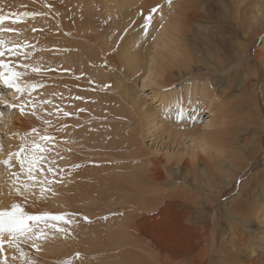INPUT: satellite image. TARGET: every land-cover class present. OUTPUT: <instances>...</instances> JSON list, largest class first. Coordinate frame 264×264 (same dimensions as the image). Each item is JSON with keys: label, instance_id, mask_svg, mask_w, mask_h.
Returning a JSON list of instances; mask_svg holds the SVG:
<instances>
[{"label": "bare ground", "instance_id": "bare-ground-1", "mask_svg": "<svg viewBox=\"0 0 264 264\" xmlns=\"http://www.w3.org/2000/svg\"><path fill=\"white\" fill-rule=\"evenodd\" d=\"M44 2L53 5L46 20L29 19L16 25L5 21V26L25 30L23 35L32 43H36L33 37H38V47L71 49L58 54L37 52L34 59L43 56L45 62L72 67L76 74L83 69L95 81L91 87L110 85L85 92L75 84L89 87L86 79L64 76L55 80L59 86L50 82L44 89L47 93L63 91L67 96L69 92L63 88L67 83L73 94L88 98L87 103H72L88 111L81 113L79 120L68 118L69 125L82 127L68 129L77 144L69 145L72 153H62L68 159L59 161L61 166H84L72 169L65 184L57 186V195H49L39 207L53 212L72 210L89 217V221L79 217L67 237L55 235L43 243L40 256L45 264H56L77 251L82 259L76 264H264V232H256L260 226L255 228L260 223L257 214L264 207V202L257 200L261 195L257 192L259 196L247 199L230 189L246 171L240 174L244 164L253 167L264 149V127L258 128L264 119V61L258 49V42L264 41V0H172L171 10L165 7L164 19L157 17L146 40H140L138 30L130 29L126 42H120V36L125 35L123 29L130 20L139 22V8L146 10L161 0H2L0 7L5 12L47 11L42 8ZM76 6H84V12ZM215 10L225 13V20L231 19H223V28L233 35L217 29V22L209 16ZM100 12L103 15L98 18ZM109 15L115 18L111 27L100 22ZM31 26L45 27L47 34H33ZM217 32L223 40L228 37V42L220 41ZM110 37L121 44H112ZM220 54L226 63L222 61L221 71L228 75L210 79L200 74L204 67L196 65L203 60L207 64ZM139 74L142 83L147 80L148 85H154L158 80L166 88L153 95L164 114L170 100L182 99L192 115L205 111L209 119L197 127L187 119L177 122L173 108L158 121L153 109L143 106L141 97H134L136 92L121 88V76ZM174 76L186 83L169 88ZM17 113L3 123L14 125ZM93 116L97 119H91ZM153 127L168 145L171 143L170 149L168 145L164 151L142 145ZM182 138L189 143L185 145ZM17 143L9 140L7 144ZM234 177L236 183L232 184ZM255 185L264 197V182ZM7 191V184L0 181V205H8L12 199ZM6 253L11 259V250Z\"/></svg>", "mask_w": 264, "mask_h": 264}, {"label": "snow or ice", "instance_id": "snow-or-ice-1", "mask_svg": "<svg viewBox=\"0 0 264 264\" xmlns=\"http://www.w3.org/2000/svg\"><path fill=\"white\" fill-rule=\"evenodd\" d=\"M171 5L172 0H161L160 3L146 10L140 7L137 11L139 22L136 19L130 20L123 33L129 34L130 29L133 32L138 30L140 40H146L154 24L157 23V17L162 21L165 7L171 10ZM21 7L27 9L28 6L21 5ZM42 8L47 11L34 9L5 12L3 7H0V86L4 89L0 90V123L4 120L5 109L8 110L9 117L12 112L18 110L22 118H31L33 121L24 131H12L11 139H18L19 142L8 144L7 147L3 137L8 134L5 131L8 125L4 124L0 127V181L7 184V195L12 198L8 205H0V264H16V261L20 264H45L43 257L40 256L44 250V242L55 235L65 237L70 235L72 226L79 223L78 218L81 216L84 221H89L87 215L76 211L53 212L39 207V203L45 202L49 195H57V186L65 184L72 169L84 166L80 163L61 166L59 161L68 159V156L62 153H72L73 148L69 145L77 144V141L71 139L68 129L71 127L75 130L82 127L81 124L69 125L68 118L75 117L79 120L81 113L88 111L87 108L76 107L72 103L73 101L87 103L88 98L73 94L69 84H63V88L69 92L67 96L63 91L47 93L44 89L50 86V82L54 86H59L55 85V80L64 76L75 81L86 79L89 87L75 84V88L85 92H94L97 88L104 90L110 85L91 87L95 81L88 77L83 69L76 74L74 68L53 65L51 61L45 62L43 56L34 59V54L37 52L51 51L53 54H58L71 49H62L59 46L38 47V37L34 36L36 43H32L23 35L25 30L5 26V21L16 25L25 23L29 19L33 22L38 18L46 20L53 5L44 2ZM55 15L58 16L59 13ZM110 19L109 15L103 23H108ZM160 27H163V24H160ZM30 31L33 34H47L45 27L31 26ZM123 39L124 35H121L120 40ZM152 39L155 40V37L153 36ZM104 63L106 65L107 61ZM5 90L11 92L10 97ZM188 103L190 105L191 100ZM173 108L177 122L186 119L196 121L197 117L185 108L182 99L170 100L165 110L170 111ZM91 119L97 117L93 116ZM88 122L91 123V120ZM6 249L11 250V259ZM81 259L82 254L77 251L73 256L65 257L56 264H76Z\"/></svg>", "mask_w": 264, "mask_h": 264}, {"label": "rangeland", "instance_id": "rangeland-1", "mask_svg": "<svg viewBox=\"0 0 264 264\" xmlns=\"http://www.w3.org/2000/svg\"><path fill=\"white\" fill-rule=\"evenodd\" d=\"M74 3V2H73ZM75 4V3H74ZM72 9H74L73 7H71ZM76 10H78L79 12H81L82 11V13L84 12L83 11V9H84V6L83 7H77L76 6ZM219 10H215V12L213 11L212 12V14L210 15L209 14V16H211L212 17V20L213 21H215V22H217V26H218V28L217 29H220L219 31H220V33L222 34V33H225V31H226V36H228V32H230L232 35H233V33L230 31V29H226V28H223L226 24H223V22H224V15H225V13H221L222 11L220 10L219 12H218ZM221 13V14H220ZM80 14V13H79ZM101 15H103V13L102 12H100L98 15H97V17L98 18H100V16ZM115 18H113V17H111V19L108 21V23H106V24H109L108 25V27L110 26H112V22H113V20H114ZM224 19V20H223ZM106 20V19H105ZM222 20V21H221ZM231 20V19H230ZM229 19H226L225 21H230ZM101 22V24L103 23V21H100ZM225 23V22H224ZM221 24V25H220ZM216 26V27H217ZM230 26H232V25H230ZM221 28H223V29H221ZM224 30V31H223ZM228 31V32H227ZM218 34H219V37H218V34H217V37H218V39L220 40V41H226V42H228L227 41V39H228V37H225L224 38V40L222 39L223 37H221L220 38V33L219 32H217ZM114 36V35H113ZM125 37H124V39L123 40H120V42H126V40L128 41V38H126L127 37V35L125 34L124 35ZM112 37V36H111ZM110 37V40L112 39ZM114 38V37H113ZM113 40V42H112V44L113 43H119V44H121L120 42H119V39L117 40L116 38H114V39H112ZM210 42L212 43L213 42V39H210ZM226 42H224V43H226ZM259 43V45H258V49L260 50V53H262V58H260V60L261 61H264V41H261V42H258ZM220 47V46H219ZM261 49H260V48ZM114 53V52H113ZM112 53V54H113ZM143 53V52H142ZM221 55V57L220 56H218V57H215V60H214V56H212V58H210V60H209V62H207V64H206V61L205 60H203L202 62H203V64L200 62L199 64H197L196 65V67L198 66V68H200L202 65V67H204L203 68V70L201 69L200 70V74H202V75H205V76H210V79H213V78H217V76H222V77H224V76H226V75H228L226 72H222L221 70V68H223L224 67V65L226 64L225 63V61L223 60L224 58H223V56H222V54H220ZM218 60H217V59ZM217 60V61H216ZM221 61V62H219V63H217L218 61ZM214 61H216V62H214ZM222 61H223V63H225V64H222ZM201 64V66H199ZM205 64V65H204ZM209 65V66H208ZM194 68V67H193ZM206 69H209V70H206ZM173 70H175V69H173ZM212 70V71H211ZM211 73H214V76H212L213 74H211ZM230 71V70H229ZM202 72V73H201ZM222 72V73H221ZM205 73V74H204ZM215 73H217V74H215ZM221 74V75H220ZM264 74V73H263ZM173 75H174V73H173ZM140 76V77H139ZM136 77H138V79L136 78ZM121 78H123V82H122V85H121V88L122 89H124V87H125V90H128V91H130L131 93H134L135 94V92L137 93V94H135L134 95V97L135 98H137V99H141V102L143 103V106H148L149 108H151V110L153 109V112H154V115L156 116V119L159 121L164 115H168V113H170V112H172L174 109H172V110H170V111H166V113L164 114L163 112H164V110H162L161 109V105H158V101H155L154 100V96L153 95H156V93L157 92H161V90H163V88H164V86H161V82L160 81H158L157 80V82L158 83H154V85H153V83L151 84V85H148V84H150L149 82H147L146 83V81H144L146 84H144V86H143V83H142V77H141V74H139L138 76H135V77H127V75H123V76H121ZM127 79V81H128V83L130 82V84H127V82L125 81V79ZM132 78H135V80L134 79H132ZM132 79V82L131 81H129V80H131ZM174 79V80H173ZM261 79H263L264 80V78H262L261 77ZM263 80L261 81V87H262V89H263V91H264V83H263ZM135 82V83H134ZM172 82L174 83V84H171V86H169V88H173V87H182L185 83H186V81L183 79V78H181V79H178V78H176L175 76L172 78ZM126 83V84H125ZM132 83V84H131ZM135 84H136V86H135ZM155 84H157V85H159L158 87H156L155 89H154V87L153 86H155ZM135 86V89H134V87L133 86ZM153 85V86H152ZM156 85V86H157ZM130 86V87H129ZM173 86V87H172ZM128 87V88H127ZM163 87V88H162ZM133 88V89H132ZM158 88H160V90L158 91ZM162 88V89H161ZM152 89V90H151ZM165 90H166V88H164ZM0 90H4L3 88H2V86H0ZM133 90H135V91H133ZM154 90H157L156 92L154 91ZM6 91V94L10 97V94H9V92L7 91V90H5ZM152 91H154V94H153V92ZM164 91V90H163ZM158 94V93H157ZM141 95V96H140ZM139 96V97H138ZM147 96H148V98H147ZM141 97V98H140ZM147 98V99H146ZM150 103H149V102ZM144 103H145V105H144ZM148 103V104H147ZM152 104V105H151ZM262 104V103H261ZM263 104H264V100H263ZM150 105V106H149ZM184 106H186L185 105V103H184ZM263 108V106L261 107V109ZM156 109V111H154ZM161 109V110H160ZM188 111H190V109H187ZM5 111V117H4V119H8L9 118V113H8V110H4ZM17 111V110H16ZM159 111V112H158ZM262 111V110H261ZM162 112V114H161V116H160V113ZM263 112V111H262ZM261 112V113H262ZM208 113V112H207ZM207 113H205V111H202V112H200V113H198V114H196L195 116L197 117V119H196V121L195 122H192V123H194L193 125L195 126V127H197V126H199L200 124H202V123H204V122H206L209 118H207L206 119V117L208 116V114ZM18 114V113H17ZM11 115H15V111L14 112H12V114ZM163 115V116H162ZM260 115V114H259ZM187 121V120H186ZM189 121V120H188ZM31 122H32V120H31V118H29V119H24V118H22L21 116H20V114H18V119H14V125H9L7 122H5V123H0V127H3V125L4 124H7L8 125V128L7 129H5V131L8 133L6 136H4L3 137V139H4V144H5V146L6 145H8L7 143H9V140H10V142L12 143L13 141H15V142H17L18 141V139L17 140H12L11 139V132L12 131H24V128L26 127V126H28V125H30L31 124ZM261 123H260V125H259V127L258 128H260V130H262L263 129V127H264V119L262 118L261 119V121H260ZM28 124V125H27ZM22 128V129H21ZM155 127H153V128H151V134H149L145 139H144V141H142V145L143 146H145V147H148V149H151V150H155V147L157 148L158 147V149L160 148V149H163V150H161V151H164V150H166V148L168 147L169 149L171 148V143H169V145H168V141L167 140H165L166 138H165V136L163 135V134H159V131H157L156 129H154ZM258 128H257V130H258ZM190 130V129H189ZM189 130H186V132H189ZM264 130V129H263ZM157 131V132H156ZM154 132H156V133H154ZM259 132H262V131H259ZM154 133V134H153ZM160 135H162L163 136V138L160 136ZM8 136V137H7ZM164 139V140H163ZM182 139H184L183 140V143L185 144V145H187L188 143H189V141H187V139H185V138H182ZM163 141V142H162ZM19 142V141H18ZM166 144H165V143ZM168 145V146H167ZM162 146V147H161ZM175 146V145H174ZM175 151H176V148L174 149ZM264 153V149H263V151H262V154ZM262 154H260L259 155V157L254 161V163H253V167H252V165H251V167L250 166H248V165H246V164H248V163H245V161H244V166H245V168L244 167H242L241 168V172L240 171H238V173L240 172V174L243 172V169H244V171L246 170H248V167H249V172L247 173L246 171L245 172H243L244 174L245 173H247V174H245L244 176H242L243 175V173L241 174V176H240V178H237V179H239V182H234L235 181V179H236V177H234L233 178V182H232V184H234V183H236L235 185H230L231 187H230V189L231 188H233V190L232 191H234L233 193H240V195L242 194L245 198H247V199H251V195H252V198L253 197H257V196H259V195H261V196H259V198H257V200L258 201H263L264 202V200H262V199H264V197H263V195H262V193H259V191L257 190V189H259L258 187H257V185H255V183H257L258 181H262V182H264V178H263V173H264V154H263V156H261ZM263 159H262V158ZM260 160V161H259ZM262 162V163H261ZM260 163V164H259ZM258 164H259V166L261 167H259L258 166ZM263 164V165H262ZM255 165H256V167H255ZM247 168V169H246ZM253 168H255L254 170H253ZM261 170V171H259V169ZM251 170H252V172H251ZM257 172V174H258V176H256L255 178H254V176H255V174H254V172ZM259 171V172H258ZM253 173L254 174V176H253V174L251 175V173ZM256 174V175H257ZM239 175V174H238ZM247 175H250L249 177V181H246V177H247ZM253 176V177H252ZM260 176H261V178H260ZM238 177V176H237ZM241 177H242V179H241ZM244 177V178H243ZM257 177H259V178H257ZM257 178V180H255ZM244 179V180H243ZM252 179V180H251ZM250 180H251V183H250ZM237 181V180H236ZM245 183V184H242V183ZM246 182H248V185L246 184ZM238 183H239V186L240 185H242V187L240 188H238ZM250 183V184H249ZM254 183V184H253ZM244 185V186H243ZM245 185H247V186H245ZM251 185V186H250ZM233 186H237V187H235V189L237 190H235L234 189V187ZM250 186V188L251 189H249L248 187ZM256 186V187H255ZM245 189H244V188ZM253 187V188H252ZM254 188H256V189H254ZM241 189V191L240 192H238V190H240ZM246 190H248L247 192H246ZM250 190V191H249ZM252 190V191H251ZM236 191V192H235ZM242 191H244V192H242ZM179 192H181L180 190H179ZM253 192V193H252ZM257 192H258V194H257ZM245 193V194H244ZM249 193V194H248ZM255 194V195H254ZM241 195V196H242ZM246 195V196H245ZM250 195V196H249ZM249 197V198H248ZM261 197V198H260ZM259 214V213H258ZM258 214H257V217H259V221H260V223H259V225H258V227H256L255 226V228H257V229H259V226L260 227H262V228H260V229H264V207H262L261 209H260V214H259V216H258ZM254 224V223H253ZM261 224V225H260ZM263 224V225H262ZM255 225V224H254ZM257 230L256 232H264V230ZM153 253H154V251H153Z\"/></svg>", "mask_w": 264, "mask_h": 264}]
</instances>
